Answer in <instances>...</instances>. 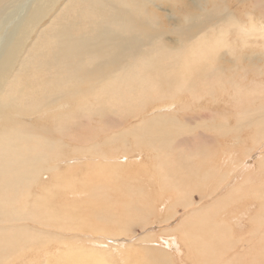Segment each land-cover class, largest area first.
Returning <instances> with one entry per match:
<instances>
[{"label": "bare ground", "instance_id": "obj_1", "mask_svg": "<svg viewBox=\"0 0 264 264\" xmlns=\"http://www.w3.org/2000/svg\"><path fill=\"white\" fill-rule=\"evenodd\" d=\"M179 1L181 0H0V264H12L14 260L18 259L28 249L27 244L38 242L37 239L40 237L26 226H29V224L24 225L26 220L23 221V219L53 220L50 223L52 225L57 220L56 218L61 215L63 218L67 215L71 218L70 214L72 212L69 214L67 210V213L64 210L56 211L60 209V206H63L65 198L62 201V205H60L61 202H56L59 203L58 209V206L53 203V197L57 196L54 191L61 190V187L64 190H70L68 186V188L66 187L67 182L65 183V181L67 179L62 181L61 187L60 184L59 186L56 185V187L60 188L55 187L56 190L52 188L54 191L50 190L51 181L50 183L48 182V188L46 187L47 183L44 186L42 182L45 179L48 181L52 179L53 173L51 174V172L59 173L56 172L58 169L55 168H59L60 163L57 164L55 160L62 157L61 154L63 155L64 151H61L63 152L61 153L60 150L65 145L67 146V144L63 146V142L60 139H53V134L60 133L64 135L66 132H68L67 134L70 131L74 132L73 128H77L79 121L82 122L83 119L76 122L75 120H78L81 114L90 113L91 109L100 116L102 113L109 112V114L118 117H137V122L129 127L119 131L113 130L112 133L106 132V135H109V141L111 143H119L116 137L122 134L125 136L129 135L134 138L135 143L138 145H146L157 151V158L164 154V157H160L159 162H163L162 164L167 162L168 166L172 163V168L175 166L174 164H178L179 170L185 162L180 161V163L173 164L175 157L172 159L169 155L175 152L173 150H178L181 153L186 152V150H192V153L196 152L199 148L193 139L186 141L182 139L185 138L182 135L192 133L195 129L210 130L215 136L229 135L233 132L230 139L242 145V136L238 132L242 127H247L254 130V138L250 141L253 147L255 148L260 143L264 137V100L259 104L252 103L251 99L254 94H252L253 96L250 95L254 92L255 96L259 94L264 97V91L250 89L252 92H248L249 96L247 92L244 93L245 96H242L240 92L242 84H239V80L235 81L234 75L231 80L230 75L232 74L229 75L230 77H226L224 75L226 73L223 74L224 64L220 63V61L223 54L236 55V58L239 59V51L235 53L236 49L238 50L236 44L239 43L236 41L237 38L234 43L226 38L230 30L234 29L235 32L237 30L238 36H249L255 33L264 38V27L262 26L264 20H262L261 15L257 18L253 11H245L246 18L244 21L249 22L248 24H242L238 22L239 20L231 10V14L230 11L225 14L220 12L222 5L219 0H191V4H181L180 12L175 6L179 4ZM222 2L224 4L223 0ZM164 3H168L172 11L177 9L179 12L177 18H168L173 21L169 28L160 26L157 22L159 21L158 16L150 9L152 7L160 9V5H165ZM187 5H191L192 9L187 8ZM263 11L259 13L264 15ZM173 14L176 13L173 11ZM224 17H227L225 20L229 21L227 22L228 24L220 23ZM167 35L174 36L175 40H172ZM222 49L224 51L220 52ZM256 52H258L257 58L260 61H264V41L261 43L260 50ZM256 64L258 63L253 65ZM229 83L230 85L228 86ZM249 85L253 86L250 83ZM183 93L189 94L193 100L198 101L200 110L208 104L219 105L221 99L223 100L221 98L223 95L238 96L240 100L236 104L238 107L241 105V108L237 112L235 124L229 125L228 118L219 122L203 118L192 126L189 124L191 122L185 123L181 121L175 114L182 112L183 110L180 109H183V105L186 106L187 102L174 101L180 98ZM241 98H246V104L243 108ZM163 101H166L165 104L162 103L163 105L158 103ZM149 103L153 104L150 105ZM167 103L168 105L164 106ZM174 103H180V108H175L176 104ZM150 107H153L152 109L163 108L167 109V111L149 113L151 115L147 116V111L150 110ZM86 116L89 119L92 115ZM38 118L40 121L43 119L45 124L35 121ZM84 122L87 123L88 121L86 122L85 120ZM225 130L228 132H225ZM73 132L72 134L74 135ZM96 134L99 135L98 133ZM62 136L59 135L61 140L63 139ZM208 138L212 139L210 136ZM214 142L216 148L221 151L223 143L215 138ZM229 142L224 143L227 148ZM64 143L66 142L64 141ZM115 147L117 145H113L112 150ZM225 153L227 152L223 150V154ZM64 156V159L67 158L66 154ZM68 159L71 160L70 157ZM182 159L185 160V157ZM191 165L195 173L203 172L201 171V165ZM165 166L163 169H165ZM257 166L264 168V155L260 158ZM190 168L191 166L188 167V169ZM46 172H50L48 177L43 176ZM248 173L250 172H247L248 177H250L252 172ZM150 174L152 175V173ZM49 175H52V177L50 178ZM171 175L173 176V174ZM59 176L58 174L57 177L59 178ZM63 177L67 178L68 176ZM165 177L168 178L167 175ZM228 177L226 176V178ZM243 178L245 177L243 176ZM246 178L241 181L246 182ZM61 179L63 180V178ZM178 179L181 182V186L175 184V186L173 185L175 190L171 188L173 192L178 193L175 199L176 202L169 204L165 208L163 205L166 215L169 214L167 211H170L169 217H166L163 221H167L178 211L177 206L180 210L185 209L186 206L191 204H198V201H201L204 196H211L218 191L216 186H213V189H209L204 193V191L196 189L197 187L184 186L190 182V179L184 180L181 176ZM225 180L227 181V179ZM56 182L57 180L54 183ZM167 183L165 184L166 187ZM247 183L248 189H243L242 187V189H238L242 185L240 182L232 185L231 188L228 186V190H225V195L220 196V193H218L214 202L208 205L200 204V206H195L174 226V229L184 234V239L189 241V244L191 242L192 246H189L196 247L195 252L191 250L193 255L194 253L196 255V250H198V258H195V255L192 258L193 260L201 258L200 261L197 260L198 264H234L233 257H231L233 260H229L230 258L228 257L230 256L226 257L225 254L236 246L239 238L234 241H231L232 238L230 237L227 239L224 235L227 226L223 224V218L219 219L221 215L219 214L220 216L215 218V214L221 212V209L230 204L225 201L224 197L242 196L244 192H250L245 197H252L251 199L259 198L264 202V191L262 188H251L249 179ZM79 184L82 185V183L78 182ZM128 184L132 187L135 183L131 184V181H129ZM51 185L53 187V183ZM35 187L38 189L36 190ZM60 190L58 191L61 193ZM58 191L57 194L59 193ZM131 191L137 192L138 190L131 188ZM193 191L198 192V200L192 198L191 192ZM32 195L36 196L37 199H29V197L33 198ZM56 199V201H59L58 198ZM29 200H37L38 202L36 201L35 203H39L38 207ZM169 200L171 199L169 198ZM253 203V200L250 201L249 206H252ZM70 205L74 206L71 202ZM110 205L111 202L107 204V207L111 209ZM99 210H96V214L100 217L107 214L106 221L112 224L116 220L121 219L120 215L115 214L111 210L103 211L102 209L101 212ZM157 210L159 211L158 208H156ZM62 211L65 213L61 214ZM143 212L153 214V208L147 207ZM73 215L75 217L77 214L73 213ZM135 216L133 215V217ZM77 218H79V215L75 217V219ZM65 221L66 219L62 220V222L60 221V224L57 222L53 225H56V227L57 225L58 227L67 226ZM131 221L137 224L141 222V219L136 216L135 221H133L131 217H126L127 224ZM247 221L253 226L249 230L257 234L255 218L253 217ZM73 222L69 221V229L75 225ZM75 223L77 225L76 228L81 230L80 225L77 222ZM126 223L125 225H127ZM147 224L150 223L146 222L145 225ZM104 226H102V229H104ZM60 227L57 229L59 230ZM258 227L260 228L261 226ZM110 228L111 226H109ZM233 228L230 229L233 231ZM66 229L67 227L63 230L68 231ZM126 229L124 228L123 231ZM64 231H61V233ZM48 233L46 232L45 234L48 236ZM117 233L115 229V235ZM152 234L154 237L147 238L150 241H145L146 243L157 246L156 244L162 241L164 247H168V240L158 239L155 233ZM47 236H45V241ZM61 236V239H63L62 234ZM61 236L54 238L58 239ZM257 236L259 237L260 235ZM261 238L259 237L260 241ZM249 239L251 240V237ZM249 239L247 240L248 242H250ZM259 239L256 238V240ZM253 240L255 239L253 238ZM93 241H95L94 238ZM111 241L117 243L114 239ZM55 242L59 241L55 240ZM88 242L90 243L89 240ZM261 243L258 244L260 245ZM34 245L33 247H35ZM255 246L253 245V247ZM125 248L126 246H124ZM42 249H40L41 252L44 251ZM155 249L158 248L155 247ZM254 249L253 251H255ZM257 249H259L258 246ZM162 250H156L153 253V257L156 260L155 263L172 264L171 255L168 256ZM105 252L106 250H100V248L96 250L95 246L94 249L92 248L87 252L79 247H71L64 251V255H60L66 258L63 264H113L111 255H106L104 254ZM119 252L121 251L119 250ZM38 253L40 252L38 251ZM261 253L264 255V252ZM251 254L252 252H244L243 256H252L253 258L254 255ZM117 259L119 260L118 257ZM123 261L127 262L126 259ZM41 262L38 261V264H41ZM48 262L47 264H49ZM249 262L252 264V261L249 260ZM150 263L148 262V264Z\"/></svg>", "mask_w": 264, "mask_h": 264}, {"label": "rangeland", "instance_id": "obj_2", "mask_svg": "<svg viewBox=\"0 0 264 264\" xmlns=\"http://www.w3.org/2000/svg\"><path fill=\"white\" fill-rule=\"evenodd\" d=\"M223 1H224V4H223L222 0H219V2L222 5L220 8V12L225 14L227 11L229 12L231 10L232 13L239 20L238 22H241L242 24H248V22H249V21H244L246 18L245 11H253V13H255L257 18H259V15H261L262 20H264V15L260 14V13H262V11L264 9V0H257V1H255V0H248V1L247 0H245V1H242V0H223ZM190 2H191V0H181V1H179V4H177L175 6H177V9H179V11L181 12V4H185V3L191 4ZM164 4L165 5H160V7H161L160 9H156L154 7L150 8V9L153 10L156 13V15L158 16V18H159V21H157L158 24L160 26L165 27V28H169V27H171V24L173 23V21L169 20L168 18H170V19L177 18L179 12L177 9H173L174 13H176V14H173V11H172V9H170L171 7L168 5V3H164ZM187 8L192 9V6L187 5ZM231 11H230V14H231ZM226 18L227 17H224L223 21H220V23L228 24L227 22H229V21H226L225 20ZM262 26L264 27V21H263ZM167 36L171 37L172 40L173 39L175 40L174 36H172V35H167ZM226 38L228 40L232 41V43H234L236 38H237V40H236L237 43L238 42L239 43L242 42V43L236 44V48H238V50L236 49V51H235V53L237 51H239L238 57H239L240 61H239V59L236 58L237 57L236 55H232V56H234V57H232L230 55L223 54L222 59H221L222 62L220 61V63L224 64L223 65L224 68L222 69L223 74L226 73L227 75L224 74L226 77L231 76V80H232V76L234 75V77L236 78L235 81L239 80V82H240L239 84H242V88L240 89L242 96H245L244 93H246V92L247 93L252 92V91H250V89L251 90L255 89V90H263L264 91V88H263L264 84H262V83H264V68H263L264 67V61H260L257 58L258 52H256V51L260 50L261 43L264 41V38L261 36H258L255 33L251 34L249 36H242V35L238 36L237 30L235 32L234 29L230 30L227 33ZM244 39H247V40H244ZM223 51H224V49L220 50V52H223ZM223 59H225V60H223ZM254 63H258V64L253 65ZM257 66H259V67L257 69H254ZM230 74H232V75H230ZM249 83L253 84V86H250ZM229 85H230V83L228 84V86ZM248 86L253 87V88H250ZM249 93H248V96L250 95ZM252 94H254V97L251 99L252 103L259 104L260 102H262L264 100V97L260 96L259 94L257 96H255V93L253 92V93H251L250 96H253ZM190 98H191V96L189 94L183 93L180 98H178L174 101V102H176V101L177 102H181V101L187 102L186 106L183 105V109H180V110H183L182 112H184V113L179 112V113L175 114V116H177V118L180 119L181 121H184L185 123L191 122L189 124L192 126L195 123H197V121H199L203 118L204 119H213L216 122H219L225 118H228V124L229 125L235 124L237 112L241 108V105L238 107V105L236 104L240 100V98L238 96H234V95H225L224 96L223 95V97H221V98H223V100L221 99L219 105L208 104L207 106H205V108H203L201 110L199 109L200 106L198 104V101H195L192 98L191 99ZM241 99H242V108H243L246 104V98L245 99L241 98ZM165 102L166 101L158 102V103L159 104L160 103L165 104ZM149 104L152 105L153 103H149ZM174 104H176L175 108H180V103H174ZM167 105H168V103L164 106H167ZM152 108L153 107H150V110L147 111L148 112L147 116L151 115L149 113H157L158 111L159 112L161 111L160 113H162L163 110H164L163 112L167 111V109H163V108H157L158 110L152 109ZM186 109H189V110H186ZM151 110H152V112H151ZM185 110L188 112H186ZM188 113H189V115H188ZM84 114H81L80 118H78V120H75V122L82 120V119L84 121L86 120V122L87 121L88 122L85 123L83 120H82V122L79 121L77 128L76 127H75L76 129L73 128L74 132L70 131L69 134H67L68 132H66V133H64V135L60 134V133H58V134L55 133V134H53L54 138L51 135L53 139H60V141L63 142L62 143L63 146H64V144H67V146L70 148H68L65 145L66 147L65 146L62 147L63 148V150H62V148L60 147L61 148L60 152L64 151V153L61 152V153H63V155L61 154L62 157L60 159H57L59 161L55 160V162H57V164L60 163L59 168H55V169H58L57 171L56 170L55 171L59 172L58 173L60 175L59 178L57 177L58 176L57 173L51 172V174L53 173V177H52V175L51 176L49 175V176H50V178L52 177V179H50L49 181L47 179H45V181L42 182L44 184V186L47 183L46 187L48 188L49 183L51 181V183H53V187L50 183L51 189H50V187H49V189L50 190H53V189L56 190V188L59 186V184L61 187V184H63L62 181H65L64 179H67L65 181V183L67 182L66 187L68 186L70 190H68V189L64 190L61 187V190L58 189L61 191V193L57 190L59 192L58 194H57V191L53 190L56 193L55 195H57V196L53 197V203L56 204V206H58L57 209L59 208V205H58L59 203H56V202H61L60 205H62L63 203L66 204V205L63 204V206H60V209H58L56 211L64 210L66 213H67V211H69V214L72 212L70 214L71 218L69 215H67L64 218L62 215L59 216L58 218H56L58 221L56 220L55 223H53V224H56L57 222H58V224H60L62 222V220L66 219L65 222H66L67 226H64V227L59 226L60 227L59 230L57 229V228H59L58 225H57V227H56V225H53V224L50 225V223L53 222V220L37 221L36 218H33V219L32 218H29V219L25 218V219H23V221L26 220V222L24 221V225L29 224L30 227L28 225H26V226L28 228L32 229L33 231L32 230L31 231L35 235L37 234V236H39L40 238L37 239L38 240L37 243L32 242V244L31 243L29 245L27 244V246H28L27 250L28 251L25 250L23 252V254L18 259L14 260L12 262V264H38V261L41 262L44 260H46V261L41 262V264H47L48 261H49L48 262L49 264H55V263L63 264L64 259H66V258H64L62 255H64L63 253L67 248L79 247L82 250H85L87 252L88 250H90L92 248L94 249V246H95L96 250H97V248H100V250H106V252L104 254L111 255L110 257L112 258L113 264H117V263L118 264H148V262L150 263V261H151L150 264H154L156 262V260L153 257V253H155L156 250H162V249L164 250V252H166V254L168 256L171 255L170 258L172 259V264L174 262H175V264H198V261H200L201 258L197 259L198 261L192 259L194 257L196 258L199 255L198 250H196L197 253H196V255L194 253V255H195L194 256L193 252H195L196 247L195 248L191 247L192 246L191 242L189 244V241H186L184 239V234L179 232V230L174 229V226H176L178 224V222H180L183 219V217L185 216V214L188 211L195 208V206H200V204L201 205H206V204L208 205V204L214 202L215 199H217L216 196L218 195V193H220V196L225 195V193H226L225 190L226 191L228 190V186H229V188H231L232 185L238 184V182L242 183V185H240L238 187V189H240L241 187L243 189H246V188L248 189L247 181L249 179L251 182V185H250L251 188L254 187V188L258 189L260 187L259 189L262 188V190L264 191V189H263L264 188V184H263L264 183V168L257 166V165H259L260 158L264 155V137L262 138L260 143L258 145H256L254 148L253 144L250 142L251 139L254 138V135H253L254 130H252V129H249L247 127H242V129L238 132L242 136L241 137L242 138V145H239V144L235 143L232 139H230L233 135V132H231L229 135L215 136L210 130L195 129L192 133H187V134L182 135V137H185V138H182L185 141L193 139L195 141V143L198 145L199 149L193 153H192V150H189V151L186 150V152H183L184 154L179 152L178 150H173L175 152L173 154L169 155V157H172V159L175 157V159H173V164L174 163H180V161L185 162V164H186V165L185 164L182 165V168L179 170L178 168H180V167L178 164H174L175 166L172 168L171 167L172 163L169 165L170 166L169 167L167 165V162H165V164H162L163 162L162 163L159 162L160 157H164V154H162L159 158H157V156H156L157 151L152 150L150 147H147L146 145H143V146L138 145L137 143H135L134 138H132L129 135L125 136L122 134L119 137H116V139H118L119 143H116V142L111 143L109 141V135H106V132L112 133L113 130L119 131L121 129L129 127L130 125L137 122V119H138L137 117H134V118H131L129 116L118 117L116 115L109 114V112L102 113V115L100 116L95 111H92V109L90 110V113L86 112ZM86 115H88V117L91 115L92 116L88 119ZM185 117H186L187 121L185 120ZM194 117L197 119H195ZM183 118H184V120H182ZM38 119L35 121H39L40 123H42L44 121L43 119H41V121H40V119L39 120ZM42 124H45V122H43ZM75 124H77V123H75ZM90 128H91V131L89 132ZM75 130H76V132H75ZM72 132L74 133V135L72 134ZM199 132H201V133H199ZM225 132H228V131L225 130ZM96 133H98L99 135H97ZM76 134H77V136H76ZM55 135H58V136H55ZM59 135L60 136L63 135L62 140L59 137ZM68 135H69V137H68ZM194 135H196V136H194ZM208 135L212 139H209ZM71 137H72V139H71ZM199 137H201V138H199ZM207 138H208V140H207ZM214 138L217 141L223 143V145L221 146V151L218 148H216ZM64 141L66 143H64ZM226 142H229L228 148H227L226 144L224 145V143H226ZM200 143H202V144H200ZM113 145H117V147H115L114 150H112ZM211 146H213V147H211ZM223 150L226 151L228 154L227 153L223 154ZM118 151H119V153H118ZM65 154H66L67 158L64 159ZM69 157L71 158V160L68 159ZM109 157H111V158H109ZM184 157H185V160L182 159ZM179 158H180V160H179ZM188 158H189V161H188ZM234 158H235V160H234ZM176 159H178L179 161ZM191 159H192V161H191ZM68 161H69V163H68ZM256 161H257V163H256ZM143 163H144V165H143ZM191 164L201 165L202 166L201 171H203V172L195 173L194 168H192ZM73 166L76 168H74ZM164 166H165V169H163ZM190 166H191V168L188 169V167H190ZM174 168H176V169H174ZM145 169H147V170H145ZM166 169L167 170L170 169V170L167 171ZM135 170H137V171H135ZM158 170H160V171H158ZM60 171L64 174H62ZM161 171H163V172H161ZM226 171H228V172H226ZM66 172H68V173H66ZM247 172H250V173L252 172V175L250 177H248ZM49 173L46 172L45 175H43V176L48 177ZM150 173H152V175ZM183 173H184V175H183ZM250 173H248V174H250ZM171 174H173V176ZM199 174H201V175H199ZM241 174H242V177H241ZM245 174H246L247 178H246ZM166 175L168 178L165 177ZM63 176H65V177L70 176V178H68V177L64 178ZM180 176L183 177L184 180L190 179V182L185 184L184 186H190L191 185L194 188L197 187L196 189L202 190V191H204V193L207 192L209 189H213V186H216V189L218 191L215 189V191H217L215 194L213 193L211 196H204L201 201H198V204H195V205L191 204L189 206H186L185 209L180 210L179 207L177 206L176 208H178L177 209L178 211L174 214L175 216L173 215L174 218H173V216H171L167 221H163V219H165L166 217H169V214H170V211H167L169 214L166 215L167 213H165L166 211H164L163 209L166 206H168L169 204L171 205L172 203L174 204L176 202L175 199L177 198L178 193L176 194L172 190H175V187H174L175 184H179L181 186V182H179V179H178ZM226 176L227 177L229 176L230 178L229 177L226 178ZM243 176L247 179L246 182L241 181V180L245 179V178H243ZM61 178H63V180ZM58 179H59V181H58ZM225 179H227V181ZM46 180H47V182H46ZM54 180L55 181L57 180V182L54 183L55 182ZM119 180H120V182H119ZM200 180H203V181H200ZM205 180H207V181L205 182ZM129 181H131V184H133V183H135V184H133V186L130 187L129 186L130 184H128ZM72 182H74V183H72ZM78 182L82 183V185L81 184L78 185ZM42 183H38V184H42ZM166 183H167V187L165 186ZM193 184H194V186H193ZM56 185H58V186L56 187ZM71 186H73V187H71ZM37 187H35L36 190L39 188V187L38 188ZM60 187H58V188H60ZM137 187H139V188H137ZM131 188L137 189L138 191L133 192V191H131ZM171 188H172V190H171ZM101 191H102V194H101ZM248 193H250V192H244V195H242L243 198H242V196L224 197L225 201L227 203H230V204H228L223 209H221V212H219V213L216 212L218 215L215 214L216 215L215 218H218L220 215L221 216L219 219L223 218L222 220L224 221V223L222 220H221V222L225 226H227L226 229L228 231L226 230L224 232V235L226 236L227 239L230 237V238H232L231 241H234L235 239L239 238V242L236 243V246L234 248L228 250L227 253L225 254L226 257L230 256V257H228V258H230L229 260L234 259L233 260L234 264H250L251 262H249V260L252 261V264H264L263 263L264 262V255H262V253H261V252H264V250H263L264 249L263 248L264 247V242H263L264 241V209H263L264 202L262 201V199H259V198H254L255 199L254 200V199H251L252 197H245ZM109 194H111V195H109ZM59 195H61L60 196L61 199H59L60 198ZM191 196L194 200L199 199V194L196 191L191 192ZM55 197L58 198L59 201H56L57 199ZM72 197H73V199H72ZM30 198L31 199H37L36 196H33V198L29 197V199ZM39 198H41V197H39ZM64 198L66 199L65 201L63 200ZM144 198H146V199H144ZM169 198L171 200H169ZM195 198H197V199H195ZM67 200H69L72 203V205L74 204V206H71L70 202ZM71 200H73V201H71ZM252 200L254 201V203L252 204V206H249V203ZM29 201H31L34 205L36 204L38 207L39 203H35L37 200H34V201L29 200ZM62 201H64V202L62 203ZM171 201H173V202H171ZM39 202H41V201L39 200ZM110 202H111V205H110L111 209L107 207V204ZM231 202H232V204H231ZM67 203L69 206L67 205ZM130 205H131V208H130ZM163 205H164V208H163ZM35 206H34V208H35ZM72 207L74 208V210H72L73 209ZM147 207L153 208V214H151L149 212H147V213L143 212L146 210ZM87 208H89V209H87ZM156 208H158L159 211L158 210L156 211ZM160 208H162V209H160ZM231 208H233V210H231ZM97 209L98 210L100 209L99 210L100 212L102 209H103V211L111 210L115 214L120 215L121 219H119L120 221L116 220V222L114 224H112L109 221H106L107 214H104L103 217H100L99 215H97L96 214ZM64 211H62L61 214H64L65 213ZM125 212H126V214H125ZM73 213L77 214L75 217H78V215H79V218L75 219ZM257 214H259V215H257ZM89 215H91V216H89ZM133 215L138 216L139 219H141V222L134 224L131 221L129 224H127L126 223V217L127 218L131 217V219H133V221H135L136 216L133 217ZM121 216H123V217H121ZM72 217H74V218H72ZM253 217L255 218V226L257 229V234H255V232H251V230H249V229L253 228V226L250 225L249 223H247L248 222L247 220L251 219ZM69 221L71 223L74 221L73 224H75L73 227L69 224L71 226V229L68 228ZM75 222H77V224L80 225L82 231L76 228L77 225ZM146 222H149L150 224L145 225ZM125 223L127 225H125ZM31 226H33V227H31ZM83 226H85V227H83ZM102 226H104V229H102ZM109 226H111L110 229H109ZM258 226H261L262 228L261 227L259 228ZM65 227H67L66 230H68V231L63 230V229H65ZM164 227H166L165 230H164ZM232 227H234L233 231L230 229ZM33 228H35V229H33ZM124 228H127V229L125 231H123ZM115 229H116V233L118 232L119 235H118V233L115 235ZM61 231H64V232L61 233ZM37 232L38 233L40 232L39 233L40 235ZM46 232H49L48 236L45 234ZM50 232H52V233H50ZM75 232H77V233H75ZM104 232H105V234H103ZM152 233H155V236L158 239L168 240L169 241V242L167 241L168 247H166V246L164 247V244L162 241H160L159 244H156L157 246L150 245V244L146 243L145 241H150L147 238H153L154 237V235ZM52 234L53 235L57 234V235L53 236ZM61 234L63 235V239H61L62 238ZM44 235L47 236L46 241H45ZM257 235H260L259 237H262L261 241ZM49 236H51V238H49ZM52 236H53L54 240L52 239ZM58 236H61V237H59L58 239L54 238V237H58ZM245 236H246V238H245ZM69 237H70V239H69ZM250 237H251V240L249 239ZM90 238H92V239L90 240ZM93 238L95 241H93ZM253 238L255 240H253ZM256 238H258L259 240H256ZM66 239H68V240H66ZM100 239H102V240L100 241ZM113 239L117 243H113L111 241ZM248 239L250 242L247 241ZM55 240L59 241V242L56 243ZM88 240L90 241V243L88 242ZM41 241H43V242H41ZM91 241H93V242H91ZM152 241H153V239H152ZM155 241H157V240H155ZM40 242H41V244H39ZM53 242H55L56 244ZM34 243H35V245H34ZM258 243H261V244L259 245ZM37 244H39V245H37ZM33 245L35 247H33ZM129 245H131V246L129 247ZM189 245H191V246H189ZM253 245L254 246L257 245L259 247V249H257V246H255L256 248L253 247ZM124 246H126V248L127 247L128 248L124 249ZM247 246H248V248H246ZM104 247H106V248H104ZM137 247H139V248H137ZM155 247H157L158 249H155ZM243 247H244V249H243ZM250 247H251V249H250ZM31 248H33V249H31ZM42 248H44V249H42ZM88 248H90V249H88ZM129 248H130V250H129ZM166 248H168V249H166ZM192 248H194V249H192ZM40 249H42L44 251L41 252ZM253 249L256 251L257 254L255 253V251H253ZM119 250L121 252H119ZM38 251L40 253H38ZM115 252H117L116 253L117 256L115 255ZM147 252L150 254H148ZM244 252H250V253L252 252L251 255H254L253 258H252V256H246V255L243 256ZM60 254H62V255H60ZM236 254H238V255H236ZM255 254H256V256H255ZM40 256H42V257H40ZM188 256H189V258H187ZM117 257L119 258V260L117 259ZM231 257H233V259ZM35 258H36V260H35ZM37 259H38V261H37ZM125 259L127 262L123 261ZM189 259H191V260H189ZM57 260H59V261H57ZM173 260H174V262H173Z\"/></svg>", "mask_w": 264, "mask_h": 264}]
</instances>
